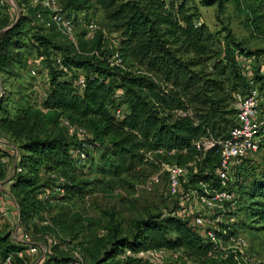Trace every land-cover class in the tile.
Returning <instances> with one entry per match:
<instances>
[{"label":"trees","instance_id":"obj_1","mask_svg":"<svg viewBox=\"0 0 264 264\" xmlns=\"http://www.w3.org/2000/svg\"><path fill=\"white\" fill-rule=\"evenodd\" d=\"M13 1L21 9L17 18L7 11V6L0 5L8 21L0 34V71L9 75L23 43H31L34 57L41 58L48 72L44 113L36 111V116L54 122L66 115L90 136L70 143L62 132L40 137L33 128L29 129L21 145V172L12 175L8 187L22 225H29L40 215L48 201L41 200L40 195L51 187L54 176L67 178L58 185L65 197L72 199L81 194L73 178L74 170L87 163L92 154L99 155L97 174H109L129 188L145 184L160 170V164L185 167L195 162V170L187 168V175L180 180L179 195L171 198L186 204L192 201V192H202L200 184L218 186L219 156L214 150L202 155L196 143L228 137L236 125L233 94L247 88L238 58L249 60L257 76L264 65L259 61L264 50H245L224 26L211 32L201 22L195 1L202 7L215 6L218 18L226 4L238 0H57L63 13L73 17L75 26L93 22L92 12L97 11L109 32L116 35L113 47L104 41V32H98L92 40L91 53L84 51L87 32L83 27L80 37L75 30V45L49 21L46 9L29 0ZM252 13L255 26L264 16H257L255 9ZM55 37L61 42H54ZM115 53L118 65L112 64ZM80 76L85 82L82 90L74 84ZM1 97L0 114L6 116ZM24 114L21 112V118ZM2 117L1 124L14 132L11 120ZM83 142L85 159L80 160L73 152ZM171 151L175 153L169 155ZM249 165L246 159L237 168L236 206L223 215L225 221L222 218L215 224L217 243L206 236L207 228L192 225L199 212L186 215L190 208L178 206L165 215L135 221L129 238H118L114 228L109 233L108 249L99 256H90L93 264H141L135 257L154 250L180 252L188 264H237L238 253H224L222 245L236 237L238 219L264 224V167L256 172L257 168ZM1 167L4 164L0 163ZM163 174L167 183V174ZM172 211L180 216H172ZM125 251L131 257L121 263L118 256ZM21 252L26 248L15 239L13 242L9 232L0 235V259L10 256L13 264H26ZM44 259L47 264L75 262L58 250L53 254L49 251Z\"/></svg>","mask_w":264,"mask_h":264},{"label":"rangeland","instance_id":"obj_2","mask_svg":"<svg viewBox=\"0 0 264 264\" xmlns=\"http://www.w3.org/2000/svg\"><path fill=\"white\" fill-rule=\"evenodd\" d=\"M166 1L173 2L174 0ZM6 2L7 6L12 4L11 0H6ZM179 2V0L174 1V3ZM195 4L201 16V22L211 32H218L224 26L230 30L237 42L242 43L245 50L252 53L264 50V18H262L264 0H238L237 3H228L218 14V18H216L215 6L202 7L198 1H195ZM254 9L256 15L262 18L255 26L252 24L255 17L252 13ZM5 13L0 8V34L6 30L8 24ZM92 13L91 20L96 25V31L85 35L84 51L92 52V40L101 31L104 32V41L114 47L116 35L106 28L100 12L93 11ZM2 22H5L4 25ZM75 30L80 37L82 26L76 25ZM53 40L61 42L58 37ZM17 54L18 57L13 61L9 75L0 71V96L7 110V115L1 113L0 119L4 116L16 127L14 132H11L12 130L7 129L0 121V146H4L0 149L14 147L20 156L21 145L30 132V128L38 132L40 137L62 132L70 143L88 139L89 133L77 124H73L66 118V115L60 116L54 122H47L44 116L39 118L36 116V111L44 113L42 101L48 92V72L45 65L34 57L31 43H23ZM259 61H264V54L260 55ZM24 111L25 114L21 118V112ZM69 128L73 129L72 133L69 132ZM78 130H82L83 133L80 134ZM0 153L5 155L1 151ZM7 158L4 167L0 168V187L5 184L8 173H12L13 166L16 163L18 166L19 162L11 156ZM98 158V154H92L87 163L75 167L73 178L80 186L79 196L72 199L65 197L58 185L64 184L67 178L64 179L62 175L54 176L51 187L40 195L41 200L48 199L46 203L44 202L40 215L29 225L21 224L22 228L19 227L17 232H15V220L19 221L17 215L10 214L11 216L0 218V235L9 232L14 242L21 232L26 233L39 247L49 249L51 254L58 250L66 257L75 260L73 264H93L90 256H99L108 249L111 241L109 233L114 228L118 231V238H129L134 232L133 226L137 220L155 214L165 215L169 210L178 206H185L186 209L190 208L194 211L193 200L186 204L184 201L169 199L166 196V178L162 172L159 175V182L151 191L145 190L144 184L129 188L109 174L105 176L97 174ZM248 160L249 166L257 168L256 172L264 167V142L262 149ZM159 171L154 175L159 174ZM10 196L14 200L13 193ZM197 210L193 213L201 212L198 208ZM225 220L223 218V221ZM237 222L240 225L237 228L236 237L222 245V251L224 253L228 250L236 251L238 253L237 264H264V224H254L244 217H240ZM162 251L163 256L158 260L150 258L146 253L137 255L135 258L141 260V264H188L185 256L180 252ZM128 253L130 254L125 251L119 255V262L122 263L127 256L131 257ZM21 258L26 264H47L48 261V258L39 259L27 252H21Z\"/></svg>","mask_w":264,"mask_h":264},{"label":"built area","instance_id":"obj_3","mask_svg":"<svg viewBox=\"0 0 264 264\" xmlns=\"http://www.w3.org/2000/svg\"><path fill=\"white\" fill-rule=\"evenodd\" d=\"M11 1L12 4L7 6L6 0H0V5L7 6V11L13 17L16 16L17 18L21 13V9L16 6L13 0ZM29 1L34 6L39 5L46 9L48 11L49 21L56 26L57 30L68 41L76 45L75 25L73 23L74 19L63 13L61 5L57 0ZM46 24L49 25L48 22ZM81 26L85 29L87 35L96 31V25L93 22H82ZM112 59V64H120L117 53L113 55ZM38 60L41 61V58ZM57 63L59 64V61H57ZM237 63L238 66L242 68V73H244L247 79V88L243 92L233 94L234 108L236 110L235 127L230 130L228 137L224 140L204 139L196 143V150L202 155L210 150H214L220 160L219 166L216 169L218 186L213 187L200 184L202 192L194 191L191 193L192 200L194 201V211L195 209L197 210V208L201 211L200 214L198 213V215L193 218L192 225L198 229L207 228L206 236L213 243H217L214 232L216 230L215 224L222 221L221 218L227 210H233L236 206L234 188L236 184L235 182L237 181V168L244 162V160L257 154L261 150L264 142V65L260 67L259 73L256 76L253 73V65L249 60L241 57L238 58ZM31 72L33 73V71ZM74 84L79 90H82L85 86L84 77H78ZM116 116H120L119 111L116 112ZM69 132L72 133L73 129L69 128ZM78 132L80 134L83 133L82 130H78ZM1 147L4 146H0V148ZM85 148L86 144L83 142L81 148L73 152V156L80 160H84ZM5 149H0V151L5 154L3 155L0 153V161L3 164L7 162V157L9 156L14 158L15 161L19 160L17 149L14 147H5ZM157 153L162 154L161 151ZM174 153L175 151H171L168 154L173 155ZM194 165L195 162L187 164L185 167L162 164L159 174L151 176L144 184V188L145 190L150 191L153 186L159 182L160 173L165 172L167 174L165 194L169 199L175 198L181 191V178H184L187 175V168H193L195 170ZM20 172L21 169L16 163L11 175ZM11 177L5 181L7 187L10 185ZM3 196L10 197L9 191L5 190ZM10 213L16 216L17 210L13 209L9 212L0 202V218L8 217ZM190 213H193L191 209L188 211L186 210V215H189ZM171 215L180 216V213L172 211ZM211 217L212 219L209 220L208 218ZM15 240L21 246L26 248L28 254L34 255L39 259H44L49 253V249L39 247L26 233L21 232V235L16 237ZM143 253L148 254L150 258L155 260L161 259L163 256L162 250L142 252L138 255H142ZM0 264H13L12 257L9 256L5 259H0Z\"/></svg>","mask_w":264,"mask_h":264},{"label":"crops","instance_id":"obj_4","mask_svg":"<svg viewBox=\"0 0 264 264\" xmlns=\"http://www.w3.org/2000/svg\"><path fill=\"white\" fill-rule=\"evenodd\" d=\"M15 167V165L13 166V168ZM13 170V169H12ZM12 173H8V176H7V178H6V180L8 179V178H10L12 175H11ZM11 175V176H10ZM5 180V181H6ZM5 190H8V187H7V185H6V182H5V184L4 185H2L1 187H0V202H1V205L4 207V208H6V209H8V210H15L16 209V205H15V201L13 200V198L10 196V197H4L3 196V192L5 191ZM11 214V213H10ZM12 215V214H11ZM10 215V216H11ZM21 225V223L18 221V220H15V232H17V230H19V227H21L20 226ZM22 228V227H21ZM14 231V230H13Z\"/></svg>","mask_w":264,"mask_h":264}]
</instances>
